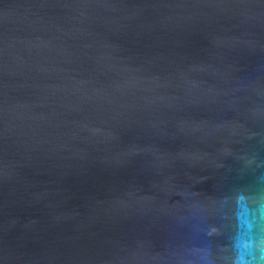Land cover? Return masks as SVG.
I'll return each mask as SVG.
<instances>
[{"label": "water", "instance_id": "1", "mask_svg": "<svg viewBox=\"0 0 264 264\" xmlns=\"http://www.w3.org/2000/svg\"><path fill=\"white\" fill-rule=\"evenodd\" d=\"M261 242L264 0H0V264Z\"/></svg>", "mask_w": 264, "mask_h": 264}, {"label": "clouds", "instance_id": "2", "mask_svg": "<svg viewBox=\"0 0 264 264\" xmlns=\"http://www.w3.org/2000/svg\"><path fill=\"white\" fill-rule=\"evenodd\" d=\"M245 247H247V245H245ZM260 247L262 249H264V242L260 243ZM236 264H249V262L247 260H245L243 257H240L237 261Z\"/></svg>", "mask_w": 264, "mask_h": 264}]
</instances>
